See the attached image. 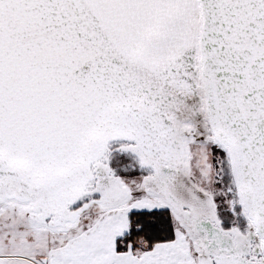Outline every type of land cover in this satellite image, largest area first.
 <instances>
[{"label": "snow or ice", "instance_id": "1", "mask_svg": "<svg viewBox=\"0 0 264 264\" xmlns=\"http://www.w3.org/2000/svg\"><path fill=\"white\" fill-rule=\"evenodd\" d=\"M0 264H264V0H0Z\"/></svg>", "mask_w": 264, "mask_h": 264}]
</instances>
